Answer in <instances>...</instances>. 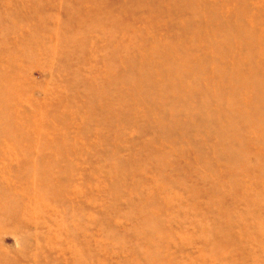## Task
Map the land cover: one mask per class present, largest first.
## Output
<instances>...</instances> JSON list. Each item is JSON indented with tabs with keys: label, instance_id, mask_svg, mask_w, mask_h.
<instances>
[{
	"label": "rangeland",
	"instance_id": "374dc122",
	"mask_svg": "<svg viewBox=\"0 0 264 264\" xmlns=\"http://www.w3.org/2000/svg\"><path fill=\"white\" fill-rule=\"evenodd\" d=\"M0 264H264V0H0Z\"/></svg>",
	"mask_w": 264,
	"mask_h": 264
}]
</instances>
